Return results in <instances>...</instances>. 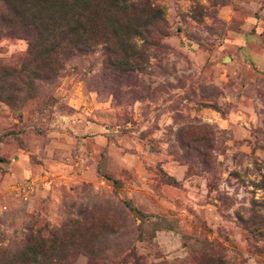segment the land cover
<instances>
[{"label": "rangeland", "instance_id": "rangeland-1", "mask_svg": "<svg viewBox=\"0 0 264 264\" xmlns=\"http://www.w3.org/2000/svg\"><path fill=\"white\" fill-rule=\"evenodd\" d=\"M117 4L0 38V264H264V0Z\"/></svg>", "mask_w": 264, "mask_h": 264}, {"label": "trees", "instance_id": "trees-1", "mask_svg": "<svg viewBox=\"0 0 264 264\" xmlns=\"http://www.w3.org/2000/svg\"><path fill=\"white\" fill-rule=\"evenodd\" d=\"M2 1L6 8L0 9V38H25L28 42L25 55H73L75 50L87 52L104 35L95 22L96 4L100 0ZM116 1L118 9L124 10L129 6L128 0ZM160 17L161 10L157 8L148 21ZM126 32L131 31L126 29ZM122 41L130 45L129 40ZM105 49L108 55H118L111 39Z\"/></svg>", "mask_w": 264, "mask_h": 264}]
</instances>
